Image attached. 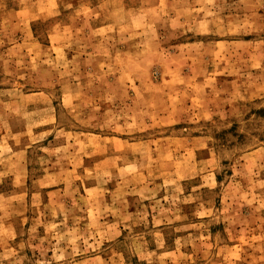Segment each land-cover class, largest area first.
I'll return each mask as SVG.
<instances>
[{
  "label": "rangeland",
  "instance_id": "1",
  "mask_svg": "<svg viewBox=\"0 0 264 264\" xmlns=\"http://www.w3.org/2000/svg\"><path fill=\"white\" fill-rule=\"evenodd\" d=\"M0 264H264V0H0Z\"/></svg>",
  "mask_w": 264,
  "mask_h": 264
}]
</instances>
